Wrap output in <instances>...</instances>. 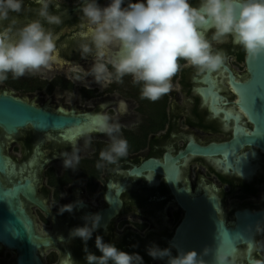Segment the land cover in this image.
Masks as SVG:
<instances>
[{
	"label": "flooded vegetation",
	"instance_id": "obj_1",
	"mask_svg": "<svg viewBox=\"0 0 264 264\" xmlns=\"http://www.w3.org/2000/svg\"><path fill=\"white\" fill-rule=\"evenodd\" d=\"M99 2L106 6L108 0ZM61 10L67 12L61 56L87 69L91 58L81 59L75 51V0H65ZM216 47L230 57L217 73L197 76L193 68H182L170 93L155 102L140 99L131 77L101 88L91 77L75 80L68 65L3 83L10 90L0 94L76 120L46 132L31 126L13 134L0 129V147L10 161L0 182L46 241L37 251L43 264H86L82 240L70 238L69 231L96 213L103 218L87 246L97 255L99 235L122 251L138 253L145 264H164L147 255L152 244L172 246L173 255L177 249L202 253L210 248L207 264H214L217 248L232 254L237 264H264V220H246L264 212V152L252 145L217 155L194 151L231 141L240 145L243 134L254 128L237 88L250 78L248 59L231 37ZM97 114L119 122L128 140L118 173L95 167L108 144ZM85 140L90 141L86 148ZM73 144L81 148L75 171L65 169L60 157ZM76 201L83 206L59 214L61 206ZM16 260L15 251L0 245V264Z\"/></svg>",
	"mask_w": 264,
	"mask_h": 264
},
{
	"label": "clouds",
	"instance_id": "obj_2",
	"mask_svg": "<svg viewBox=\"0 0 264 264\" xmlns=\"http://www.w3.org/2000/svg\"><path fill=\"white\" fill-rule=\"evenodd\" d=\"M64 3L0 0V85L10 77L17 80L42 69L68 65L75 80L91 77L101 88L131 77L132 84L139 85L140 99L155 102L170 93L173 78L182 68H193L197 76L217 73L230 57L216 45L230 37L246 59L264 58V0H196L195 4L193 0H108L106 6L99 0H75L79 13L73 25L75 51L81 59L91 58L85 69L61 56L59 41L67 18V12L61 10ZM96 119L108 144L99 152L95 167L118 173L120 161L128 156V140L115 119L104 114H97ZM89 143L85 140L84 147ZM71 149L60 157L65 169L75 171L81 148L73 144ZM82 206L83 201L63 205L59 214H71ZM102 218L99 213L85 216L83 227L69 231L70 238L82 240L86 264H145L138 253L122 251L99 235L95 248L100 255L89 251L88 241ZM146 251L164 264H207L205 257L211 253L205 247L202 253L177 249L173 255L172 246L161 249L155 244ZM214 264L237 261L217 248Z\"/></svg>",
	"mask_w": 264,
	"mask_h": 264
},
{
	"label": "water",
	"instance_id": "obj_3",
	"mask_svg": "<svg viewBox=\"0 0 264 264\" xmlns=\"http://www.w3.org/2000/svg\"><path fill=\"white\" fill-rule=\"evenodd\" d=\"M250 78L238 85L242 105L254 128L243 134L241 144L231 141L223 145L195 146L200 155H217L224 151L252 145L264 152V58L247 60ZM76 120L45 111L6 93L0 94V129L7 134L31 126L37 132L58 130ZM9 159L0 147V174L8 169ZM248 222L263 221L264 212L246 216ZM0 245L17 253L16 264H43L37 251L46 245L35 232L32 220L21 207L19 200L0 182Z\"/></svg>",
	"mask_w": 264,
	"mask_h": 264
},
{
	"label": "rangeland",
	"instance_id": "obj_4",
	"mask_svg": "<svg viewBox=\"0 0 264 264\" xmlns=\"http://www.w3.org/2000/svg\"><path fill=\"white\" fill-rule=\"evenodd\" d=\"M52 70L53 71L49 72L48 74L54 73V71H56V67L53 66ZM40 72H43L44 74H47V71L45 69H42ZM9 90H10V88L5 87L3 84L0 85V92L9 91Z\"/></svg>",
	"mask_w": 264,
	"mask_h": 264
}]
</instances>
